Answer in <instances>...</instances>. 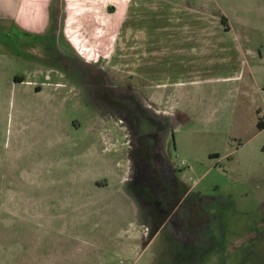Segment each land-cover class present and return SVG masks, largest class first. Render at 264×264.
<instances>
[{"label":"rangeland","instance_id":"obj_1","mask_svg":"<svg viewBox=\"0 0 264 264\" xmlns=\"http://www.w3.org/2000/svg\"><path fill=\"white\" fill-rule=\"evenodd\" d=\"M67 2L66 31L78 53L103 59L115 74L142 77L150 101L179 114L168 156L208 224L195 248L171 241L167 228L153 240L144 235L122 180L127 159L120 144L108 136L105 141L87 112L69 105L62 92L50 98L34 93L46 74L29 52L36 36L0 29V39L17 51L13 63L0 62L6 161L0 169V264H264V128L258 125L264 120V0H188L230 27L216 34L213 22L210 32L203 30L208 17L185 18L201 24L195 35L207 38L205 53L196 40L183 44L190 59L203 62L190 74L155 69L158 59L139 41L144 34L134 23L126 27L128 0ZM184 32L178 22L159 32L157 44L180 47ZM170 52H162L165 65H176L173 57L187 60ZM7 71L18 83L6 81ZM167 75L194 81L160 80Z\"/></svg>","mask_w":264,"mask_h":264},{"label":"flooded vegetation","instance_id":"obj_2","mask_svg":"<svg viewBox=\"0 0 264 264\" xmlns=\"http://www.w3.org/2000/svg\"><path fill=\"white\" fill-rule=\"evenodd\" d=\"M67 1L52 0V20L42 31L22 30L36 36L29 52L41 73H46L44 83L36 84L34 91L40 92L44 85L49 98V93L62 92L69 105L87 112L90 126L99 129L105 141L108 136V142L120 144L127 159L122 180L138 209L144 235L153 240L167 228L171 241L195 248L202 242L197 233L208 220L168 156V140L175 138L179 114L150 101L142 77L115 74L103 59L78 53L66 31Z\"/></svg>","mask_w":264,"mask_h":264},{"label":"crops","instance_id":"obj_3","mask_svg":"<svg viewBox=\"0 0 264 264\" xmlns=\"http://www.w3.org/2000/svg\"><path fill=\"white\" fill-rule=\"evenodd\" d=\"M157 1V2H156ZM159 1V2H158ZM128 5L126 8V14H128V25L126 27L131 28L134 24L138 27L139 34H144V36L140 37L139 41L140 43L144 44V48H146L148 51H150V54H154V59H158V61H154L152 64H154L155 69L157 68V65H161V68L167 67V72L169 73L172 70L181 68L182 71H186L190 74V71L195 70L194 65H196L198 62V66L201 65L199 59H195L193 61L189 58V55L191 53V50L183 46V44L188 41L187 43H194V41H198V45L201 48V51L205 53L206 47L204 46L205 41L207 38L202 35H195V32L200 29L201 24H194L191 21H185L186 19H204L205 17L209 18V21L207 23L206 28H203V30H207L210 32L211 30V24L214 23L212 29L214 30V33L219 34L222 29L224 28L221 22V16H212L209 14L205 9V11H201L200 8L196 7V5H193L188 2V0L183 4L181 2H178V0H128ZM160 2L165 3V6H161ZM52 0H0V29H5L7 33H13L15 29L21 28L25 29L26 31L33 30V31H39V28L43 23L42 29L47 27L52 20V13H51V4ZM142 7V10H133L136 9V7ZM133 10V11H132ZM154 11H157V13H153ZM135 14H138L137 17L134 16ZM46 17V21L44 22V19ZM125 18V17H124ZM137 18V19H136ZM164 18H167L165 20ZM134 20V21H133ZM125 23V21L122 20V23ZM180 22L181 27L184 29V34L182 36L181 46L178 47L177 43H172L170 45H167L163 47L162 42L160 45L157 44L159 32L163 35V32L167 33L168 31H171L173 28L177 27V23ZM40 23V24H38ZM123 23V24H124ZM134 23V24H133ZM160 23H164L160 24ZM41 29V31H42ZM131 31V29H130ZM226 32V31H224ZM171 38H175L174 35H171ZM190 41V42H189ZM10 41L9 43H11ZM11 45V44H10ZM0 62H2V65L4 64V61L8 63H13V59H15V54L13 52V46H8L7 40L4 43L2 39H0ZM210 46V45H209ZM143 48V47H142ZM171 51L176 52L178 54H181L183 58H187V60L180 61L179 59H176L171 55V58L176 62V65H165L164 59L167 56H164L162 58V52L164 51ZM170 52V53H171ZM193 61V62H192ZM169 63L170 61H165ZM150 63V62H149ZM151 64V65H152ZM153 66V65H152ZM172 66V67H170ZM183 66V67H182ZM145 76L144 74H142ZM15 76V77H14ZM1 80L4 79V75H0ZM15 79H14V78ZM146 77V76H145ZM159 77V76H158ZM158 77L156 80H158ZM6 81L14 85L18 83V76L11 72L7 71L5 73ZM161 81H164L166 83L171 82L176 84H185L193 82L194 80L189 79H174L172 75H167L162 78H160ZM24 81V80H23ZM44 90V89H43ZM43 90L40 92H35L37 95H41L43 93ZM12 94V91H8L7 93ZM31 93L27 91V94ZM42 109V108H39ZM43 109H46V112L48 113L49 109L46 106V108L43 106ZM0 116H2V107H0ZM15 137L18 139L19 132H17ZM0 134L1 130H0ZM2 139L0 138V169L2 161H4V155H2V148H1ZM48 157V156H47ZM7 160V159H5ZM6 163V161H4ZM11 171H14V168L11 166L9 167ZM0 177L2 175L0 174Z\"/></svg>","mask_w":264,"mask_h":264},{"label":"trees","instance_id":"obj_4","mask_svg":"<svg viewBox=\"0 0 264 264\" xmlns=\"http://www.w3.org/2000/svg\"><path fill=\"white\" fill-rule=\"evenodd\" d=\"M221 22H222L223 27L226 30L230 28L229 24L226 21V18L221 17ZM258 125H259L260 128H264V120L259 121Z\"/></svg>","mask_w":264,"mask_h":264}]
</instances>
